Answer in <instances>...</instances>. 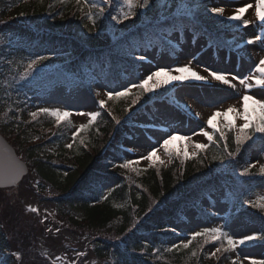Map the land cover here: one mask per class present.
I'll use <instances>...</instances> for the list:
<instances>
[{"label":"trees","instance_id":"obj_1","mask_svg":"<svg viewBox=\"0 0 264 264\" xmlns=\"http://www.w3.org/2000/svg\"><path fill=\"white\" fill-rule=\"evenodd\" d=\"M117 1L113 0L108 7L102 0H91L107 9L103 16L99 15L98 8L93 10V28L84 13L77 10L75 0L65 4L59 0H0V42L5 45L13 41L21 52L74 55L80 65H86L95 72L105 66L107 79L111 81L115 74L127 67L124 60L128 59V53L144 50L148 45L147 39L154 44L160 43L162 36L179 30L173 28L165 17L175 14L181 3L196 13L195 19L182 18L188 23L187 28L196 35L209 38L210 18L206 16L203 0H153V6L147 12L137 9L135 19L119 25L110 19L115 14ZM4 51L5 48L0 47V57ZM135 97L118 100L119 116H123ZM2 98L0 89V111L6 109ZM149 98L151 95L147 94L140 98V102ZM13 107L4 119L1 117L0 128H6L14 135V146L28 164L29 173L38 179L37 185L44 188V194L51 196L47 195L44 201L56 207L57 216L65 218L64 222L69 224L73 233L84 235L86 247L99 264L133 261L143 264H233L227 262L224 253L218 260L206 257L200 249L206 245L204 241H196L185 250L174 249L164 254H155L154 249L161 248L168 220L178 221V214L184 207L196 205L205 194L230 184L227 176L242 181L232 186L242 195L258 185L264 186V177L239 175V171L247 166L251 152L264 151V138L259 134L245 142L234 157L225 158L223 162L220 157H226V153L222 151L223 142L218 139L220 134H216L214 142L192 160L178 158L167 167L149 166L137 173H127L112 169L110 162L99 158L109 140L114 139L118 132L108 113L100 112L91 127L80 133L73 141V147L68 149L65 125L51 133L42 131L41 121L22 127L14 121L18 115L9 119L10 114L14 116ZM22 118L25 119L24 115ZM225 135L229 151L235 152L236 133L226 130ZM118 175L122 176L118 186L108 191L107 199L97 201L102 185L107 184L110 177ZM91 199L96 202L91 204ZM244 216L261 228L260 234H264V211L250 207ZM34 230H25L21 239L33 244ZM3 239L0 237V250ZM28 251L25 260L31 253ZM1 252L0 264L14 263Z\"/></svg>","mask_w":264,"mask_h":264},{"label":"rangeland","instance_id":"obj_2","mask_svg":"<svg viewBox=\"0 0 264 264\" xmlns=\"http://www.w3.org/2000/svg\"><path fill=\"white\" fill-rule=\"evenodd\" d=\"M207 4V8L213 6L224 7L225 17H216V24H211L217 27L223 23L224 25L232 24L227 21L226 16L233 14L234 9L242 7L246 4H253L255 6V0H210ZM208 14L210 15L211 13ZM245 19L252 21L248 28L240 26L237 29L225 27V37L228 44V48H217L215 44L207 42L203 38H195L193 35L186 31L185 33H176L171 38V43L175 44L176 55L170 56L174 58L169 59L168 53L155 52L139 64V76L129 79L127 77L124 83H117L114 87H107L103 81H92L88 86L94 88V91L101 92V96L95 94V98L86 96L80 89H68L67 87L60 86L50 94L49 97L42 98L38 95L36 89L29 88L28 83L26 86H18L23 88L21 97L25 102H31L34 106L28 104L27 113L28 116L32 111H39L41 108L49 109H60L61 111H68L72 113L67 119L70 120L71 127L68 132V139L66 145L73 143V134L79 128L81 124L88 123L87 116H80L76 113L84 112H95L101 111L99 106V100L107 99L104 93L123 91L125 88L132 87L133 84L139 83L142 78H145L152 71H155L161 67L173 68L177 66H183L189 61L192 62L194 70L199 72L201 75H206L202 71L204 67H208L211 70L222 72L229 76H237L238 78H245L250 74L259 75L255 72V65L259 63L261 58H264V44L258 42L255 45H247L245 41L256 35L264 33V26H260L259 22L255 20V7L248 10L244 15ZM227 22V23H226ZM234 28V27H233ZM145 56V54H144ZM8 70H15L20 68L22 71L25 70L29 59H35L36 56H30L27 58H15L9 56ZM63 73L62 68L56 67H43L38 66L33 72L29 80L24 82L32 81L38 83L37 85H46L52 79L57 76H61ZM74 75H78L73 71ZM76 76V77H77ZM137 78V79H136ZM236 84V87L229 88L227 85L220 84L217 81L209 80L208 82L199 81H186L184 83L174 82L165 87H162L158 91L152 92L155 99L160 93L163 98H158L154 103L155 110L147 106L145 108L148 115H142L138 113L136 109L142 102L133 103L127 108L124 115L126 117L129 114L126 121L122 123L121 131L124 134V140L120 149L123 152L122 159H116L113 156V151L107 152L106 155L111 158L114 162V166L125 163L126 161H132V167L125 169L129 172L137 173L139 169L148 168L149 166L161 165L167 167L171 164L172 160L177 157L187 158L191 160L198 154L199 151L193 147L194 144H208L209 141L201 135L203 131H207L213 137L221 131L226 129V121L222 117H217L214 121L216 128H210L207 125V119L215 111H224L229 106H235L242 111L241 98L243 95H253L255 98L264 100V88L253 86L250 90H245L236 81H231ZM19 83V82H18ZM36 85V86H37ZM15 85H9L6 87V92L9 96L12 92L16 91ZM173 88V94L164 96V91L167 88ZM15 89V90H13ZM22 90V89H21ZM138 92V93H135ZM17 93V91H16ZM97 93V92H96ZM139 94L140 90L132 88L130 94ZM129 94V95H130ZM128 95V96H129ZM146 95V94H144ZM121 100V99H120ZM116 100H109L107 107L111 113V117L114 121L120 119L121 116L117 113ZM253 105L249 104V111L252 112ZM258 111V110H257ZM199 114V115H197ZM6 115V114H5ZM150 115V116H149ZM229 119L233 121L236 127L241 126L243 120L237 119L235 114H230ZM255 119V117H254ZM51 127L55 125L42 126V130L50 133ZM54 131V130H52ZM170 135L188 137L190 139H177L174 140L169 148L172 152L171 158L164 154L161 144L164 139H167ZM11 134L8 132L6 140L11 143L9 137ZM14 145V144H13ZM157 151V157L153 161L144 160L143 157L150 151ZM163 161V163H161ZM138 162V163H137ZM256 164V168L253 170L258 172L259 167L264 164V153L254 152L251 154L247 165ZM119 168V167H118ZM111 182L103 186V195L108 189L117 186L119 184V178L113 177ZM38 179L28 173V176L24 177L23 180L18 184L16 188L11 189H0V237H4V244L2 250H8L11 254L9 259L14 262L13 264H52V260L55 256L60 255L64 258L60 264H99L96 258L93 256L92 251L86 247L83 236L80 234L73 233L64 223V221L57 216L56 207L45 203L39 195H37ZM264 197V187L258 186L252 193L247 196L244 202L235 200L232 198L230 191H220L215 193L210 200H205L200 204V207L207 212L211 213L210 221H201L194 218L196 211L188 210L184 212L183 217L185 220L183 223L172 222L169 225V229H175L171 231L174 238H170L166 241L167 247L172 248L176 245H182L186 243L194 232L202 231L204 228L220 227L222 230L227 231L233 238L239 239L247 234H256L258 229L251 223L247 222L240 217L227 222L224 224L225 217L229 211H232L235 215L239 213L243 207L249 204L245 201H250L254 204H258V198ZM37 207L39 215L37 217L32 216L26 209L27 206ZM257 208V207H254ZM47 219L44 223L39 221ZM38 224V225H37ZM5 226V229H3ZM39 226V227H38ZM51 228L52 232H48L47 229ZM35 229V230H34ZM59 229V232L56 231ZM35 231L33 235V244L27 241H23L21 238L24 235V231ZM32 236V235H30ZM250 242L246 245L236 246L234 251L227 252V259L231 261L240 262V264H250L251 259L264 260V245L255 243L253 246ZM1 244V242H0ZM20 244V246H19ZM251 244V245H250ZM217 248L216 245L211 244L207 247H200L204 255L207 257H218L211 256V253ZM27 251V252H24ZM31 250L29 258L25 260L26 254ZM77 252H84L85 256L78 257ZM13 253H18L22 257L21 262H17ZM47 254V255H45ZM43 256V258H42ZM220 256V254H219ZM49 260L46 263V260ZM127 264V263H125Z\"/></svg>","mask_w":264,"mask_h":264},{"label":"snow or ice","instance_id":"obj_3","mask_svg":"<svg viewBox=\"0 0 264 264\" xmlns=\"http://www.w3.org/2000/svg\"><path fill=\"white\" fill-rule=\"evenodd\" d=\"M59 2L61 4H65L68 3L69 0H59ZM102 3L105 6L111 7V5L113 4V0H102ZM75 5L77 6L78 11L84 13L86 18L91 22L93 28H95V16L93 14V10L98 8L100 16H103L107 11L106 7H100L94 2H91V0H75ZM122 5L123 7H121L120 11L117 14H113L110 16V19L114 21L117 25L124 24L128 20L135 19L138 15L137 9L142 12H147V10H149L153 6V0H122ZM198 7L199 5H197V8ZM253 7H255V20L259 22L260 26H264V0H255V6L249 3L242 7L235 8L233 14L227 15L226 19L228 22L236 26L248 28L252 21L245 19L244 15L248 12L249 9ZM124 8H126L127 11H125ZM207 11H209L215 17H225L224 7L213 6L211 8H208ZM21 15H23V13H21ZM184 16H188L191 20L195 19L196 13L193 9L188 8L187 4L181 3L177 8V12L175 14L170 15L169 17H165V20L168 21L173 28L183 30L189 26L188 23H185V21L182 19ZM258 42L264 44V33L256 34L245 41L247 45H255ZM47 59L48 57L43 55L38 56L35 59H31L27 63L24 72L20 75V80H28L29 77L32 76L33 72L37 69V67ZM136 59L144 61L146 57L144 55H139L136 57ZM202 71L206 73V75H201L199 72L194 70L191 61L184 64L183 66H177L173 68L161 67L155 71H152L145 78H142L139 83L133 84L132 87L125 88L123 91H117L115 93H104L107 99L99 100V106L101 109H103L106 107L109 100H119L121 98L127 97L132 92L133 87L140 90V93L136 95L135 100L133 101L134 106L136 103L139 102L141 95L158 91L162 87H165L174 82L184 83L189 80L199 82H208L209 80L217 81L220 84L227 85L229 88L233 89L236 87V84L232 83L231 81H236L241 86H243L246 91L250 90L253 86L264 88V58H261L259 60V63L255 65V72L259 74L258 76L255 74H250L245 78L231 76V78L229 79L228 75L222 72H218L216 70H211L208 67H204ZM96 95L101 96V92L98 91ZM249 104L254 106L251 113L249 111ZM241 105L242 111L236 108L235 106H229L224 111H215L207 119V125L210 128L215 129L216 125L214 124V121L217 119V117H222L226 121L225 127L229 131L235 130L236 133V151L233 152L229 151L227 136L223 131L220 132V136L218 139L219 141L223 142L222 151L226 153V157H220L221 162H223L225 158L234 157L236 153L239 152L240 147L245 142L252 140L253 137L257 136V134H259L261 138H264V100L257 99L253 95L245 94L241 98ZM125 111H128V109H125ZM41 114L54 118L57 126H59L62 120H67V118L72 115V113L68 111H61L58 108H41L39 111H32L30 113V116L33 120H35ZM76 114L80 116H87L88 123L81 124L79 126V128L73 134V141H75L76 137L80 133L86 131L89 127H91L93 122H95L97 118L101 115L99 111L89 113L80 112ZM230 114H235L236 118L243 120L244 123L241 126L236 127L233 121L229 119ZM109 115H111V113H109ZM116 122L119 123V120H117ZM200 134L206 137L209 142H214L213 135L209 134L207 131H203ZM177 139L184 140L190 138L170 135L167 139H164L160 147L163 148L164 154L167 155L169 158H171L172 156V152L169 148V145ZM66 147L68 149H71L73 147V144L69 143L66 145ZM193 147L198 150H206L209 145L198 143L194 144ZM157 151H159V149L150 151L147 155L143 157V159L147 161H153L154 158L159 159V157H157ZM132 163V161H126L125 163L117 165V167L122 169H128L132 167ZM161 163H163V161H161ZM181 163H183V161H181ZM254 168H256V164H250L244 167L241 171H239V175L241 177H248L253 175H259L261 177H264V164L259 167L258 173H254L252 171ZM105 199H107V197H105ZM245 203L249 204V206L251 207L258 206L261 211H264V197L258 198V204H253L250 201H245ZM26 210L29 213H35L37 215H39L40 211L37 207L31 205L27 206ZM46 219L47 216H45V218L42 219L40 222L44 223ZM169 230L175 231L174 228ZM47 231L52 232V229L48 228ZM56 231L59 232V229H56ZM198 238H203L205 244L209 242H219L220 247H217L215 251L211 253V256H216L217 253L234 251L236 246L238 245H246L250 242L264 241V234H247L242 238L236 239L233 238L227 231L222 230L220 227L204 228L202 231L194 232L191 236V239L184 243L182 247L184 249H188L192 242L197 240ZM225 242L227 244V247H225ZM180 247L181 245H176V248ZM168 251L171 252L173 251V249L170 248L168 249ZM13 255L17 260L21 259L18 253H13ZM76 255L80 257L85 256L86 254L84 252H77ZM192 255L195 256L196 253L193 252ZM63 260L64 258L62 256L57 255L53 258L52 264H60V262H62ZM233 264H235V261L233 262ZM250 264H264V260L251 259Z\"/></svg>","mask_w":264,"mask_h":264},{"label":"water","instance_id":"obj_4","mask_svg":"<svg viewBox=\"0 0 264 264\" xmlns=\"http://www.w3.org/2000/svg\"><path fill=\"white\" fill-rule=\"evenodd\" d=\"M27 175V168L0 136V188L16 187Z\"/></svg>","mask_w":264,"mask_h":264}]
</instances>
